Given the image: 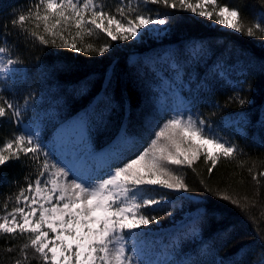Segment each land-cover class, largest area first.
<instances>
[{"label":"trees","instance_id":"obj_1","mask_svg":"<svg viewBox=\"0 0 264 264\" xmlns=\"http://www.w3.org/2000/svg\"><path fill=\"white\" fill-rule=\"evenodd\" d=\"M35 2L0 0V47H9L11 51L6 55L13 59L19 57L22 61L18 64L19 70L10 74V78L0 79V95L21 106L23 113L18 122L10 118V113L0 119V147L14 134L25 133L28 125L40 124L39 135L33 136L43 146L44 152L47 141L61 123L82 116L94 150L104 147L111 153L119 150L125 163L128 158H135L154 138L158 126L167 120V114L158 101L159 77L145 60V54L159 53L166 46H172L183 69L190 74L196 73L192 86L201 81L194 98L197 112L207 124L218 125L225 115L238 111L248 120L247 134H230L240 153L237 159L221 157L213 172L209 173L207 169L213 166L201 155L194 169L186 166L177 169L193 191L182 194L168 192V197H190L178 198V201L191 213L208 208L213 212L201 222L199 240L179 236L178 245L176 241V246H173L175 254L187 259L201 248H207L205 254L195 258L207 264H215L220 258L225 260V264H260L264 260V243L257 233L264 237V178H261V187L257 188L248 168L255 162L254 173L264 170L261 163L264 161V125L259 121L264 106V40L223 28L191 11L150 4V11L162 12L167 17L168 31L160 40L111 41L104 33H98L85 36L82 46L110 42L109 52L104 55L91 51L76 53L40 45L12 27L9 21L14 18L13 13L26 11ZM97 2L104 6V11L118 15L116 10L120 1ZM190 2L194 4L197 0ZM220 3L239 8L245 28L256 23L259 11L264 12V0H220ZM34 23H29L27 27L35 30ZM6 24L10 33L8 36L4 35ZM40 31H43L42 26ZM75 31L73 27L71 35L68 32L64 35L71 39ZM194 42L200 45L199 52L194 57L190 56L188 63L181 62ZM77 43L80 44L79 37ZM133 53L136 58L132 61L130 57ZM220 63L239 68L240 72L234 76L239 88L219 74L215 64ZM66 68L70 71H61ZM106 77L112 79L107 94ZM108 97H112L111 102ZM237 97L246 99L248 103L241 106ZM26 98L27 108L24 107ZM125 141L130 142L128 146ZM240 161L245 162L243 167L239 166ZM0 178H3L0 179L1 215L5 208L11 211L16 206L15 197L20 189H26L29 181L36 180V165L22 155L20 160H11L0 166ZM205 185L213 192L226 190L225 194L239 199L246 211L242 212L230 202L217 199L212 192L205 191ZM161 191L157 187L151 192L159 194ZM177 209L176 205L165 203L158 209H149L148 215L160 218L159 222H152L153 225L167 227L171 222V215L167 213ZM225 226L231 229L226 235L221 234ZM24 242L25 238L19 235L13 239L0 234V264H13L15 259H20L19 248ZM9 248L12 251H8ZM27 255V264H43L33 249L29 248Z\"/></svg>","mask_w":264,"mask_h":264},{"label":"snow or ice","instance_id":"obj_2","mask_svg":"<svg viewBox=\"0 0 264 264\" xmlns=\"http://www.w3.org/2000/svg\"><path fill=\"white\" fill-rule=\"evenodd\" d=\"M149 3L191 11L237 33L264 40V16L245 28L241 10L222 5L220 0H197L195 4L190 0H138V5ZM209 6L211 10H208ZM103 9L104 6L96 3V0H36L26 11L13 13L14 18L9 23L21 35L38 41L40 45L76 53L91 51L98 55L109 52L111 43L104 42L98 46L87 43L84 47L85 36L104 33L111 41H129L137 38L147 26L168 23L159 14L153 18L151 13L139 10L138 7L133 8L131 0H128L127 11L124 0H121V6L116 10L118 15ZM33 21L35 30L27 27ZM4 27V35H10L7 24ZM73 27L75 35L68 39L64 33L71 35ZM78 37L80 44L77 43ZM10 51L7 46L0 47V79L10 78L9 73L14 66L22 63L19 57H6ZM61 71L67 73L70 69ZM111 85V77H106V94ZM111 99L112 97H108L109 102ZM237 102L241 106L248 103L246 99L239 97ZM27 106L26 98L24 107ZM9 113L14 122H18L23 114L21 106L0 95V118L9 116ZM77 126L83 139L85 120L81 118ZM208 129L210 126L203 119H195L191 115L186 119L183 114L173 115L158 126L154 131V138L135 158H128L125 163L120 158L119 150L112 152L111 158L118 166L114 170L110 167L107 178H98L94 183L79 178L66 179L71 168L51 163L49 154L43 152V146L31 134H14L5 140L0 147V166L11 160H20L22 155L36 165V180L29 181L27 189L30 192L34 183L36 198H32L25 207L16 206L10 213L0 216L3 221L0 222V234L9 235L13 239L17 235L25 238L19 248L21 258L15 259L13 264H27L29 248L38 254L43 264H139L135 249L131 253L128 251V239L142 226L159 222L160 218L148 215V210L171 203L168 192L182 194L193 191L185 176L178 174L177 169L185 166L194 169L195 162L203 155L205 161L213 166L207 169L211 173L221 157L234 160L240 154L237 145L226 143ZM129 143L125 141L126 146ZM244 163L240 161L239 166L243 167ZM261 163L264 164V161ZM255 166L254 162L248 168V173L254 185L259 188L264 170L254 173ZM45 174H48L47 178L41 180ZM25 179L28 180V177ZM48 184L51 188L46 187ZM157 187L162 190L159 199L151 195H140L142 192L155 191ZM205 191L239 207L242 212L246 211L239 199L225 194L226 190L213 192L205 185ZM24 193L25 189L21 188L15 197L17 204L22 198L29 200ZM178 198L191 199L183 196ZM37 204L38 206H34ZM252 206H255V202ZM212 212L211 208L200 209L192 220L191 227L183 234L184 238L200 236L201 222L210 217ZM167 214L172 215L171 212ZM230 231L225 226L221 234L226 235ZM49 232L53 234L51 238ZM257 236L264 243V237H260L259 233ZM179 239L177 237V245ZM7 250L12 251L11 248ZM206 252L207 248H201L193 257L178 260L176 264H207L206 261L195 258ZM151 264H168V260L153 261ZM215 264H225V260L220 258ZM260 264H264V260Z\"/></svg>","mask_w":264,"mask_h":264},{"label":"rangeland","instance_id":"obj_3","mask_svg":"<svg viewBox=\"0 0 264 264\" xmlns=\"http://www.w3.org/2000/svg\"><path fill=\"white\" fill-rule=\"evenodd\" d=\"M118 1H120V7L121 0ZM96 3H98L97 0ZM127 3L128 0H124L125 11H127ZM131 6L133 8L138 7L139 10L151 13L153 18L156 17V14H159L162 18L167 20L164 13L150 11V3L146 5H138V0H131ZM208 10H211V6H209ZM262 16H264V12L259 11L256 15V22ZM213 23L215 22L213 21ZM220 26L229 29L226 26ZM167 31V24L150 25L147 26L146 29H142L141 34L131 41L142 42L148 39L160 40ZM199 50L200 45L195 42L192 43V46L188 47V52L186 51L187 56L182 57L181 62L185 64L188 63L189 57H194ZM135 58L136 54L133 53L130 60L133 61ZM145 60L156 70L159 77L157 85L159 90L158 101L160 108H162L165 114H167V119L176 114H183L185 119L189 115L195 119H202L197 112L194 98L195 91L201 81L194 87L192 86V80L195 79L196 73L192 72L190 74V71L183 69L179 60L176 58V54H174L172 46H166V48L159 53H146ZM204 64L207 66V63ZM215 67L218 68V72L221 76L226 77L228 81L231 80L235 87H240L237 80L234 78V76L240 72L239 68L236 69L233 66L222 65L221 63L215 64ZM18 68V65L14 66L9 75L18 71ZM81 118L82 116H78L60 124L52 139L47 143L44 153L49 154L48 158L51 163L71 168L69 177L66 179L79 178L86 180L89 183H94L98 178H107V173L110 171V167L114 170L118 165L111 158V152L110 150H107V147L99 151L93 150L85 126L83 139H81V130L77 126V122L80 121ZM259 121L264 125V123H262V121H264V106L260 111ZM247 122L248 120L244 118L243 113L238 111L236 113L225 115L223 121L218 125H207L210 126V129L208 130H210L211 133L220 137L228 144H234L231 140V135H233V133H240L242 135L247 134ZM21 133L36 135L39 133V125L29 126L25 133L19 132L16 134ZM119 166H122V164ZM47 175L48 174H45V176L40 179L45 180ZM46 187L51 188V185L48 184ZM27 189L28 187L25 189L24 195L28 196L29 200L25 201L22 198L19 204L15 202L16 206L25 207L27 203H30L32 198H36L35 184H33L30 192ZM140 195H151L157 199L160 198V193L158 194L151 191L142 192ZM169 200L173 206L176 205L178 208L177 211L174 210V212H172L169 226L160 227L159 225L156 226L150 223L149 225L142 226L141 229L136 230V233L130 235L128 239V251L131 253L133 249H135V252L138 254L136 259L139 264H151L153 261L162 262L164 260H168V264H176V261L184 259V256L179 257L175 254L173 246L177 241V237L183 235L188 231L189 227H191L192 220L195 219L198 211L191 213V211L184 209L178 201V195L169 197ZM34 206H38V204ZM25 210L27 211L28 209L25 208ZM11 211H4L0 216H4ZM189 213H191V215H189ZM17 218L19 219L18 214ZM0 222L3 221L0 220ZM52 235L53 234L49 232L50 238ZM195 238L199 240L201 237L197 236Z\"/></svg>","mask_w":264,"mask_h":264}]
</instances>
